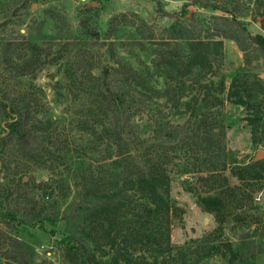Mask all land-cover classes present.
Instances as JSON below:
<instances>
[{
	"label": "rangeland",
	"instance_id": "rangeland-1",
	"mask_svg": "<svg viewBox=\"0 0 264 264\" xmlns=\"http://www.w3.org/2000/svg\"><path fill=\"white\" fill-rule=\"evenodd\" d=\"M90 3L99 11L101 37L92 47L76 40L78 8ZM185 4L188 18L210 28L199 38L221 45L210 65L196 63L183 80L176 73L166 78L135 30L144 23L151 44L162 46L166 27L185 20ZM113 19L123 30L105 39ZM234 28L242 32L240 45L218 35ZM256 34L264 36V0H0V97L28 103L27 128L35 138L30 145L11 140L0 147L3 210L16 217H0V264H78L60 241L79 223L60 217L74 199L87 192L96 198L108 187L107 164L118 154L119 111L99 83L105 68L116 89L136 95L137 134L174 139L160 158L176 212L172 254L185 264H231L237 250L243 258L238 264H264V166L252 164L256 151H264L261 134L254 144L251 131L253 104L264 105V59L250 40ZM236 71L247 89L236 86L229 96ZM5 130L0 114V137ZM204 197L219 199L220 210L206 212L199 205ZM138 207L131 199L112 227L84 225L89 264L151 261L153 230L144 237L119 230L132 226ZM45 216L58 221L52 225Z\"/></svg>",
	"mask_w": 264,
	"mask_h": 264
},
{
	"label": "trees",
	"instance_id": "trees-1",
	"mask_svg": "<svg viewBox=\"0 0 264 264\" xmlns=\"http://www.w3.org/2000/svg\"><path fill=\"white\" fill-rule=\"evenodd\" d=\"M186 5L182 7L185 20H177L166 27V38H163V40L168 39V42L164 41L162 46L151 44L154 42V37L150 34L151 28L144 23L137 26L135 30L141 49L154 56L159 69H166V71L161 72L166 78L172 73H176L177 77L183 80L193 70L196 63L205 61L207 65H210L209 56L216 54L218 46L221 45V41L214 38L204 40L199 38L198 33L201 30L209 32L210 28L207 24H202L204 23L203 19L188 18L185 10ZM198 5L201 7L209 6L200 2ZM98 13V9L93 7L92 3L78 8V36L76 38L78 42H84V44L92 47L93 44L100 41L101 37L97 24ZM231 21L236 26L241 25L236 16H232ZM118 24L116 19L109 21L105 39H111V35L123 30ZM144 33H147L146 36H144ZM218 35L222 38L235 40L240 45L242 32L234 28L229 33L221 32ZM250 40L257 45L264 59V36L256 34L250 36ZM245 50L246 48L241 46V51ZM168 68L171 71H168ZM103 72L104 75L99 82L102 93L112 104L116 105L120 116L115 129L118 154L107 164L106 180L108 187L98 192L99 196L96 198L88 199L90 193L87 192L78 200L74 199L67 206L66 212L60 219L75 221L79 224L70 235H66L60 242L67 250L75 253L78 264H89L85 257L84 242L80 236L85 230L84 225L88 223L109 224L110 227L113 224L116 225L121 217V211L129 207L132 199L139 206L133 215L134 223L130 227L119 230L123 232L122 229H124L126 230L124 233L140 237H144L149 231L153 230L152 235L155 236V239L149 250L151 261L145 260V264H185L176 253L172 254V247L169 242V232L173 219H175V210L169 197V177L165 167L160 163V158L162 159L167 153L166 150L171 151L169 144L174 139H165L163 136L158 137L156 132H153L154 135L149 137H142L137 134L136 126L133 124V117L139 110L135 93L131 89H116L108 69L105 68ZM257 82L256 84L259 85ZM247 85L248 83L236 71L230 81L228 95H235L234 89H236V86L240 88L241 92L246 91ZM253 108L255 109V115L251 120L253 121L252 142L259 144L261 138L258 134H261L264 140V105L258 104L255 106L253 104ZM0 114L6 127V130L1 132L3 135L0 137V147L11 140L28 145L33 142L35 138L27 128L30 109L25 100L20 97H0ZM252 164L256 167H263L264 159L253 161ZM233 175L240 178L237 172H233ZM199 205L206 212L217 213L222 203L215 197H204L200 199ZM0 217L9 219L12 222L16 219L12 212L3 210L1 193ZM146 218L153 219L151 221L152 226H148L149 220ZM44 219L52 225H55L58 221L56 216H45ZM110 231H108L107 237L110 238L109 244L112 245L113 240ZM262 235L264 236V234ZM241 257V253L235 250L232 253L230 263L238 264L236 261L242 260Z\"/></svg>",
	"mask_w": 264,
	"mask_h": 264
},
{
	"label": "water",
	"instance_id": "water-1",
	"mask_svg": "<svg viewBox=\"0 0 264 264\" xmlns=\"http://www.w3.org/2000/svg\"><path fill=\"white\" fill-rule=\"evenodd\" d=\"M261 159H264V151L263 150H257L255 155H254L253 161H258Z\"/></svg>",
	"mask_w": 264,
	"mask_h": 264
}]
</instances>
